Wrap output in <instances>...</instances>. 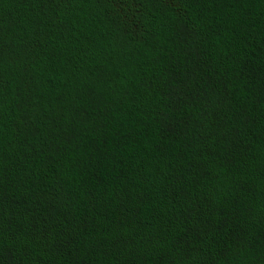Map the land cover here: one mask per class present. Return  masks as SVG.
<instances>
[{
    "label": "trees",
    "instance_id": "16d2710c",
    "mask_svg": "<svg viewBox=\"0 0 264 264\" xmlns=\"http://www.w3.org/2000/svg\"><path fill=\"white\" fill-rule=\"evenodd\" d=\"M0 264H264V0H0Z\"/></svg>",
    "mask_w": 264,
    "mask_h": 264
}]
</instances>
